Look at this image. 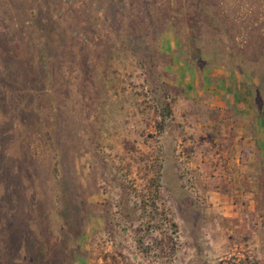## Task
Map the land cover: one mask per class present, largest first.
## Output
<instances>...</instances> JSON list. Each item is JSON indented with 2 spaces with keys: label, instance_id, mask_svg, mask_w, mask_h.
I'll use <instances>...</instances> for the list:
<instances>
[{
  "label": "rangeland",
  "instance_id": "obj_1",
  "mask_svg": "<svg viewBox=\"0 0 264 264\" xmlns=\"http://www.w3.org/2000/svg\"><path fill=\"white\" fill-rule=\"evenodd\" d=\"M216 76L264 125V0H0V264H264L214 206Z\"/></svg>",
  "mask_w": 264,
  "mask_h": 264
},
{
  "label": "crops",
  "instance_id": "obj_2",
  "mask_svg": "<svg viewBox=\"0 0 264 264\" xmlns=\"http://www.w3.org/2000/svg\"><path fill=\"white\" fill-rule=\"evenodd\" d=\"M202 84V88L196 89L195 97L209 109L208 114L216 116L215 122L206 114L203 120L210 121V127L215 131L216 157L228 161L227 175L230 176V184L222 189L227 194H217L213 199L214 206L224 213L235 233L241 232L260 242L264 232L256 226L261 221L256 210L261 211L264 199V188L261 187L264 168L261 104L246 89L234 91L222 77L216 76L211 83L202 81ZM242 209L245 213L241 212Z\"/></svg>",
  "mask_w": 264,
  "mask_h": 264
}]
</instances>
